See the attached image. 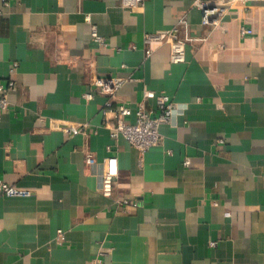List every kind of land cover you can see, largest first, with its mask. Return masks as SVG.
<instances>
[{
    "label": "crops",
    "instance_id": "crops-1",
    "mask_svg": "<svg viewBox=\"0 0 264 264\" xmlns=\"http://www.w3.org/2000/svg\"><path fill=\"white\" fill-rule=\"evenodd\" d=\"M195 2L0 0V83L16 82L0 109V179L32 193H0V264H264V0L237 2L217 26ZM173 28L186 61L169 46L147 56L145 34ZM115 77L104 115L97 83ZM148 90L175 112L142 154L107 124L120 104L128 123L140 106L157 116Z\"/></svg>",
    "mask_w": 264,
    "mask_h": 264
},
{
    "label": "built area",
    "instance_id": "built-area-1",
    "mask_svg": "<svg viewBox=\"0 0 264 264\" xmlns=\"http://www.w3.org/2000/svg\"><path fill=\"white\" fill-rule=\"evenodd\" d=\"M146 0H121V5L129 10L140 8ZM239 1L246 2L250 0H196L195 6L202 11V24L206 26H217L220 24L224 16ZM88 22L91 23V17L88 16ZM182 23H186L182 20ZM242 36L253 34L251 28L243 27L241 29ZM93 42L99 46L107 45L106 38L99 35L95 26L92 30ZM147 56H151L158 48L162 46L170 47V60L172 63H182L186 61L187 39L182 38L179 30L173 28L164 32L146 33L144 36ZM18 63L12 66V72L15 73ZM122 78L100 79L97 88L104 94L110 95V99L106 102V108L103 113L107 115L114 105L116 94L124 84ZM16 86L14 80H10L7 84L0 83V109L6 110L10 107L9 92ZM147 99H156L160 108V113L153 116L144 106L136 112L135 123H128L125 117L131 114L130 108L124 104H120L114 109V124L108 122L111 135L114 138H124L133 147L138 149L142 154L157 146L161 142V128L171 122L175 108L171 97L166 94H156L154 91L148 90L145 93ZM87 100L94 98L93 93H87L84 96ZM87 163L94 165L96 160L92 154L88 155ZM191 160L188 158L185 165H190ZM119 175L118 158L111 156L105 161V173L102 190L107 196H111L113 182ZM0 193L8 197H30L32 193L29 190L19 189L11 186L0 179ZM128 203V202H126ZM59 231V235H61Z\"/></svg>",
    "mask_w": 264,
    "mask_h": 264
}]
</instances>
